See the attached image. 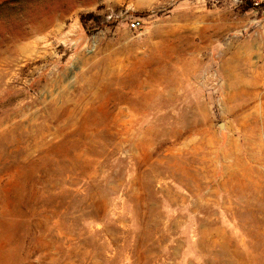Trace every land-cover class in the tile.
<instances>
[{
	"label": "rangeland",
	"instance_id": "rangeland-1",
	"mask_svg": "<svg viewBox=\"0 0 264 264\" xmlns=\"http://www.w3.org/2000/svg\"><path fill=\"white\" fill-rule=\"evenodd\" d=\"M0 264H264V0H0Z\"/></svg>",
	"mask_w": 264,
	"mask_h": 264
},
{
	"label": "built area",
	"instance_id": "built-area-1",
	"mask_svg": "<svg viewBox=\"0 0 264 264\" xmlns=\"http://www.w3.org/2000/svg\"><path fill=\"white\" fill-rule=\"evenodd\" d=\"M139 26H140V22H138V21H134L131 24V27L134 28V29L138 28Z\"/></svg>",
	"mask_w": 264,
	"mask_h": 264
}]
</instances>
